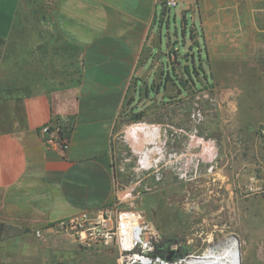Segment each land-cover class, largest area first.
Listing matches in <instances>:
<instances>
[{"label": "crops", "instance_id": "obj_1", "mask_svg": "<svg viewBox=\"0 0 264 264\" xmlns=\"http://www.w3.org/2000/svg\"><path fill=\"white\" fill-rule=\"evenodd\" d=\"M21 1L0 0V221L12 231L105 205L115 189V148L139 139L138 130L141 147L157 142L159 149L165 142L163 123L140 129L126 116L143 56L157 38L159 0H48L59 34L80 51L73 64L79 75L69 82L54 80V46L42 39L26 45L20 38L19 55L7 65L13 32L25 36L14 27ZM180 3L184 17L187 11L200 17L209 55L206 79L220 85L223 113L235 117L243 134L264 127V0ZM27 63L39 79L31 94L3 98L4 89L36 83L27 77ZM48 79L52 83L45 85ZM56 119L71 131L64 152L48 149L41 135V127ZM175 131L173 140L184 136Z\"/></svg>", "mask_w": 264, "mask_h": 264}, {"label": "rangeland", "instance_id": "obj_2", "mask_svg": "<svg viewBox=\"0 0 264 264\" xmlns=\"http://www.w3.org/2000/svg\"><path fill=\"white\" fill-rule=\"evenodd\" d=\"M51 6L48 0L21 1L14 27L23 29L25 36L13 32L7 65L19 55L15 46L20 38L26 45L42 39L54 46V80L69 82L79 75L73 64L80 51L59 34ZM181 8L182 3L170 10L157 5V38L143 56L139 80L127 101L132 104L127 119L139 123L140 129L164 124V133L160 132L164 147L158 149L157 142L141 147L138 130L139 139L115 148V189L106 204L118 202L121 208L141 211L164 243L178 244L185 253L203 254L235 236L242 264H264L262 126L243 134L237 131L235 117L223 113L217 96L221 87L210 75L206 79L209 55L200 17L190 11L184 17ZM1 54L0 47V58ZM26 68L31 69L29 63ZM27 77L36 81L29 84L31 89L39 79L30 71ZM51 83L48 79L45 85ZM176 129L184 136L173 140ZM38 229L42 237L36 235ZM0 264H117V260L114 247H83L56 223H49L0 241Z\"/></svg>", "mask_w": 264, "mask_h": 264}, {"label": "built area", "instance_id": "obj_3", "mask_svg": "<svg viewBox=\"0 0 264 264\" xmlns=\"http://www.w3.org/2000/svg\"><path fill=\"white\" fill-rule=\"evenodd\" d=\"M166 10L176 8L179 0H159ZM260 136L264 137V127ZM45 146L50 150L66 151L71 138L63 133L61 124L54 120L41 127ZM256 191L258 188H250ZM56 226L68 232L83 247H114L117 264H190L200 254L183 252L178 244L165 243L160 232L153 229L141 211L121 208L118 202L64 218ZM41 237L42 232L36 231ZM164 248L167 255L159 252ZM173 253L172 259L167 256Z\"/></svg>", "mask_w": 264, "mask_h": 264}, {"label": "bare ground", "instance_id": "obj_4", "mask_svg": "<svg viewBox=\"0 0 264 264\" xmlns=\"http://www.w3.org/2000/svg\"><path fill=\"white\" fill-rule=\"evenodd\" d=\"M190 264H242L241 244L232 236L193 258Z\"/></svg>", "mask_w": 264, "mask_h": 264}, {"label": "trees", "instance_id": "obj_5", "mask_svg": "<svg viewBox=\"0 0 264 264\" xmlns=\"http://www.w3.org/2000/svg\"><path fill=\"white\" fill-rule=\"evenodd\" d=\"M166 10H164V14H166L165 12ZM4 39L2 37H0V47L4 44ZM31 89L28 86L25 87H11V88H7L1 91V95L3 96V98H13L15 96H19V95H28L31 94ZM55 122L61 124L62 128H63V133L67 134L70 138H71V131L70 128L68 127V125H66L65 123H62L61 121H59V119L54 120ZM58 221H56L55 223H57ZM53 223V224H55ZM15 231H12V229L9 228V226L3 222L0 221V241L6 239V238H11V237H15V236H19L20 234H23L25 232L28 231V229L24 230V229H14ZM165 241H163V243L160 246H165L164 243ZM159 252L162 254H166L165 249L164 248H160Z\"/></svg>", "mask_w": 264, "mask_h": 264}, {"label": "water", "instance_id": "obj_6", "mask_svg": "<svg viewBox=\"0 0 264 264\" xmlns=\"http://www.w3.org/2000/svg\"><path fill=\"white\" fill-rule=\"evenodd\" d=\"M172 257H173V253H171V254H169V255L167 256L168 259H172Z\"/></svg>", "mask_w": 264, "mask_h": 264}]
</instances>
